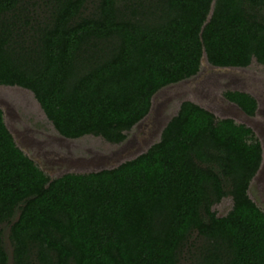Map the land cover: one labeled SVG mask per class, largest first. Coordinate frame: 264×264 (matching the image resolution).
<instances>
[{"label": "trees", "instance_id": "trees-1", "mask_svg": "<svg viewBox=\"0 0 264 264\" xmlns=\"http://www.w3.org/2000/svg\"><path fill=\"white\" fill-rule=\"evenodd\" d=\"M203 56L264 66V0H0V86L29 91L67 140L121 144ZM223 97L255 114L250 95ZM262 159L250 128L184 101L134 158L51 177L0 109V264H264L247 194Z\"/></svg>", "mask_w": 264, "mask_h": 264}, {"label": "rangeland", "instance_id": "rangeland-1", "mask_svg": "<svg viewBox=\"0 0 264 264\" xmlns=\"http://www.w3.org/2000/svg\"><path fill=\"white\" fill-rule=\"evenodd\" d=\"M226 91L250 95L256 102L255 114L247 116L237 110L223 97ZM184 101L197 104L217 119L229 118L250 128L261 145L264 161V66L255 62L243 69H219L202 64L197 76L159 91L148 117L118 145L92 136L67 140L56 133L29 91L0 86L4 121L16 145L51 177L110 169L134 158L158 141L162 128ZM247 194L264 213V164L251 181ZM230 206V199L224 198L212 210L222 216Z\"/></svg>", "mask_w": 264, "mask_h": 264}, {"label": "water", "instance_id": "water-1", "mask_svg": "<svg viewBox=\"0 0 264 264\" xmlns=\"http://www.w3.org/2000/svg\"><path fill=\"white\" fill-rule=\"evenodd\" d=\"M204 63H206V61H205V57L203 56L202 59H201V66H202V64H204ZM206 64H207V63H206ZM211 68H213V67H211ZM224 69H233V68H224ZM198 74H199V73H198ZM198 74H197V75H198ZM197 75H195V76H197ZM195 76H193V77H195ZM193 77H191V78H193ZM191 78H189V79H191ZM189 79L183 80V81L178 82V83H176V84H180V83L185 82V81H187V80H189ZM172 85H175V84H172ZM168 86H171V85H168ZM168 86H166V87H168ZM164 88H165V87H164ZM164 88H162V89H164ZM162 89H160L159 91H161ZM159 91H157V92L153 95V97H152V100H151V107H150L149 113L151 112L152 107H153L154 97H155V95H156ZM232 105H233V104H232ZM233 106L236 107L237 110H239L240 112H242L237 106H235V105H233ZM0 109L2 110L3 115H4V111H3V109H2L1 106H0ZM149 113H148L147 116L144 117L139 123H141L142 121H144V120L148 117ZM242 113H243V112H242ZM139 123H137L135 126H137ZM6 125H7V124H6ZM164 126H165V125H164ZM8 130H9V129H8ZM9 132H10L11 136L13 137V139L15 140L13 133H12L10 130H9ZM19 149H20V147H19ZM20 150H22V149H20ZM263 164H264V161L261 162V165H260V167H259V169H258L256 175L253 177L252 180H254V178L257 176V174L261 171V169H262V167H263Z\"/></svg>", "mask_w": 264, "mask_h": 264}]
</instances>
